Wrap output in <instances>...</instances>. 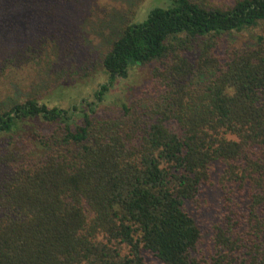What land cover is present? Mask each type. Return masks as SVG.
Returning a JSON list of instances; mask_svg holds the SVG:
<instances>
[{"label":"trees","instance_id":"trees-1","mask_svg":"<svg viewBox=\"0 0 264 264\" xmlns=\"http://www.w3.org/2000/svg\"><path fill=\"white\" fill-rule=\"evenodd\" d=\"M231 4L167 0L140 23L108 20L90 71L109 83L95 104L61 109L29 95L0 108V264H264V0ZM108 10V0H0V61L72 59L91 17ZM139 66L155 68L154 100L97 117L96 103ZM203 186L219 189L224 214L199 255L187 205Z\"/></svg>","mask_w":264,"mask_h":264},{"label":"rangeland","instance_id":"rangeland-1","mask_svg":"<svg viewBox=\"0 0 264 264\" xmlns=\"http://www.w3.org/2000/svg\"><path fill=\"white\" fill-rule=\"evenodd\" d=\"M109 10L104 19L100 17H91L90 23L83 34V43H80V50L74 54L72 59L61 61L54 59V53L47 55L46 62L43 64L34 62L30 66L19 68L16 63H4L6 53H3L0 61V108L9 106L13 100H23L26 96L35 95L40 97L45 103L61 109L72 108L73 103L82 99L92 101L95 104L94 93L99 86L109 83V76L105 71H98L96 74L90 71L91 63L100 60L106 51V39L109 35L107 28H98L104 22L110 20L114 25L127 22L140 23L144 21L148 11L155 6H165L167 0H108ZM200 2H210L214 5H232L233 0H198ZM110 24V23H109ZM105 25V24H104ZM116 29V27H115ZM115 29H110V32ZM104 34H108L104 36ZM255 32H259L256 30ZM2 36V35H1ZM238 41L249 42V35L239 36ZM7 35L0 37V48L8 43ZM84 44V46H83ZM77 48V46H76ZM57 50L54 49L53 52ZM58 52V58L61 52ZM51 60V62L49 61ZM49 62V63H47ZM61 68L66 69L67 78L65 85L59 91H48L51 84H56V72ZM154 67H138L131 70L129 77L124 81H117L111 91L105 97L104 101L95 105L96 116L104 119L110 116H118L120 113L119 102H126L129 105L136 104L142 100L148 102L156 96L158 87L153 85L152 78ZM3 70V72H2ZM93 70V69H92ZM90 72V73H89ZM64 75V76H65ZM45 79L44 83L42 80ZM77 79V81H74ZM57 81V82H56ZM71 85V86H70ZM42 133L51 134L53 129L47 125H36ZM28 131L24 132V140L27 139ZM15 150H24L26 145L20 135L17 137ZM8 138L0 139V153L7 146ZM222 169L217 168L215 177L221 173ZM190 216L195 220L202 232V241L198 249L199 255L208 254L212 249L213 228L222 219L224 210L222 208V194L217 187L203 186L198 200L187 205ZM148 264H160L151 256L146 257Z\"/></svg>","mask_w":264,"mask_h":264}]
</instances>
